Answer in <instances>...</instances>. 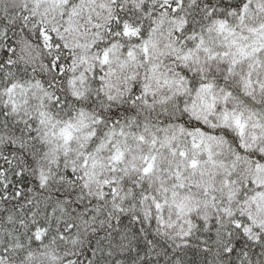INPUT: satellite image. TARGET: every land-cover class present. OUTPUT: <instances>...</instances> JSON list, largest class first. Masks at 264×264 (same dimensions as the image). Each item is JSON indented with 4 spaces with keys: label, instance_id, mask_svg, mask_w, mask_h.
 Wrapping results in <instances>:
<instances>
[{
    "label": "snow or ice",
    "instance_id": "snow-or-ice-1",
    "mask_svg": "<svg viewBox=\"0 0 264 264\" xmlns=\"http://www.w3.org/2000/svg\"><path fill=\"white\" fill-rule=\"evenodd\" d=\"M0 264H264V0H0Z\"/></svg>",
    "mask_w": 264,
    "mask_h": 264
}]
</instances>
